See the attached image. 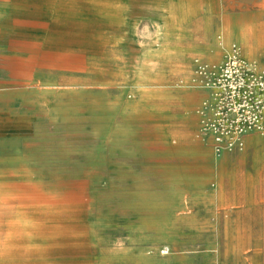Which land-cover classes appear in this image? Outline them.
<instances>
[{
    "label": "rangeland",
    "instance_id": "374dc122",
    "mask_svg": "<svg viewBox=\"0 0 264 264\" xmlns=\"http://www.w3.org/2000/svg\"><path fill=\"white\" fill-rule=\"evenodd\" d=\"M0 10V264H264V0Z\"/></svg>",
    "mask_w": 264,
    "mask_h": 264
},
{
    "label": "crops",
    "instance_id": "0c3cea01",
    "mask_svg": "<svg viewBox=\"0 0 264 264\" xmlns=\"http://www.w3.org/2000/svg\"><path fill=\"white\" fill-rule=\"evenodd\" d=\"M7 23V17L0 10V132L6 133L21 132L23 116L3 114L2 104L19 95L24 84L23 78L13 72L23 66V48L19 44L24 37L18 26L8 29Z\"/></svg>",
    "mask_w": 264,
    "mask_h": 264
},
{
    "label": "built area",
    "instance_id": "2783aa9c",
    "mask_svg": "<svg viewBox=\"0 0 264 264\" xmlns=\"http://www.w3.org/2000/svg\"><path fill=\"white\" fill-rule=\"evenodd\" d=\"M238 65H239V60L237 56H234V58L232 59V67L238 68Z\"/></svg>",
    "mask_w": 264,
    "mask_h": 264
}]
</instances>
